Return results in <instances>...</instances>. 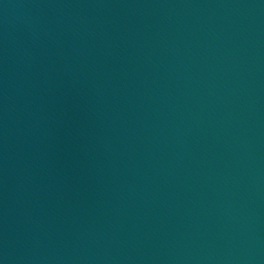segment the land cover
<instances>
[{
  "label": "water",
  "instance_id": "obj_1",
  "mask_svg": "<svg viewBox=\"0 0 264 264\" xmlns=\"http://www.w3.org/2000/svg\"><path fill=\"white\" fill-rule=\"evenodd\" d=\"M0 264H264V0H0Z\"/></svg>",
  "mask_w": 264,
  "mask_h": 264
}]
</instances>
